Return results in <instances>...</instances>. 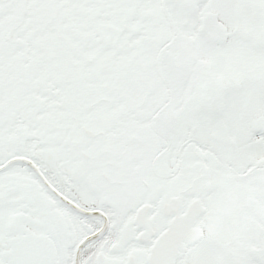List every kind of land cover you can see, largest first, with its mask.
<instances>
[{
	"label": "snow or ice",
	"instance_id": "snow-or-ice-1",
	"mask_svg": "<svg viewBox=\"0 0 264 264\" xmlns=\"http://www.w3.org/2000/svg\"><path fill=\"white\" fill-rule=\"evenodd\" d=\"M0 264H264V0H0Z\"/></svg>",
	"mask_w": 264,
	"mask_h": 264
}]
</instances>
